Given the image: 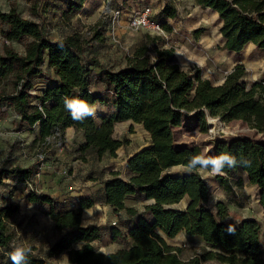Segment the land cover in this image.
I'll return each mask as SVG.
<instances>
[{"label": "trees", "instance_id": "obj_1", "mask_svg": "<svg viewBox=\"0 0 264 264\" xmlns=\"http://www.w3.org/2000/svg\"><path fill=\"white\" fill-rule=\"evenodd\" d=\"M197 1L202 8L218 13L225 50L240 52L249 44L264 49V0ZM85 2L69 0L67 17L82 11ZM168 15L174 16L175 9L170 8ZM0 24L10 43L26 41L23 54L8 45L0 52V81L10 79L14 88L8 95L0 94V105L7 103L13 108L19 116L18 126L26 125L30 130L37 127L43 145L56 132L62 136L73 128L83 137L79 145L83 159L90 154L116 157L124 144L114 136L117 124L132 122L150 135V145L127 160L125 178L112 171L102 182L105 205L116 212L124 211L134 221L127 232L116 226L110 229L113 242L127 240L129 247L106 254L94 250L91 243L100 241L103 232L98 225H82L84 211L95 205L83 198L71 210L51 207L48 216L59 238L44 257L31 251L27 264H53L50 260L57 254H66L69 264H264V144L250 137H235L217 141L205 155L199 146L177 147L174 133L184 117L194 115L203 131L210 116L226 124L242 122L264 135V78L249 88L246 68L237 64L221 85H215L203 79L199 70H183L176 62L174 48H166L164 39L149 33L127 58L125 68H103L97 58L86 55V42L80 35L50 41L41 26L25 19L16 7L8 12L0 10ZM164 27L168 25L164 23ZM97 68L101 71L95 72ZM35 79H41V84L33 96L30 89ZM98 87L102 93L95 91ZM65 98L80 99L91 106L99 104L107 110L99 121L94 116L73 120L64 106ZM222 153L248 161L233 168L226 166L223 173L242 170L259 188L262 224L255 219L230 223L223 202H217L215 210L208 206L210 192L198 172L200 168L189 170L188 164L196 155L215 157ZM178 166L184 173L171 172ZM35 175L32 166H2L0 185L5 178L23 185ZM216 180L226 191L231 190L225 176L217 175ZM137 195L150 201L144 206L148 219L127 205ZM27 198L53 206L52 199L42 194L29 193ZM184 199L188 200L185 210L172 208ZM18 210L13 205L0 207V264H12L9 222ZM181 232L199 237L208 250L182 259L181 249L168 243Z\"/></svg>", "mask_w": 264, "mask_h": 264}, {"label": "rangeland", "instance_id": "obj_2", "mask_svg": "<svg viewBox=\"0 0 264 264\" xmlns=\"http://www.w3.org/2000/svg\"><path fill=\"white\" fill-rule=\"evenodd\" d=\"M128 0H87L82 11L69 19L65 12L68 9L69 0H0V10L8 12L12 7L25 18L36 21L42 28L43 34L50 41H56L69 35L78 34L86 42V55L95 57L103 68L120 70L126 67L127 58L132 56L135 48L145 40L146 32H135L129 28V18L137 8V4L129 7L115 23L112 21V10H127ZM193 0H156L155 2L139 3L140 7L150 5L154 11V17L169 26L167 18L170 8L178 9L183 19L191 8ZM122 5V6H120ZM120 7V8H119ZM182 19V22L184 20ZM208 32L212 39H216L218 26L211 15L206 16ZM191 24V22H188ZM172 25L173 22H172ZM170 27V26H169ZM166 28V27H165ZM168 31L169 29L166 28ZM5 27L0 24V52L5 46L12 47L18 53L25 51L26 41L8 42L3 34ZM188 32V31H187ZM191 34V33H190ZM170 38V36H169ZM219 39V38H217ZM247 50L252 59L264 58V54H253V50ZM263 51V49H258ZM239 52L234 55H240ZM154 55V54H153ZM100 72L101 69H94ZM30 93L38 94L41 79L32 82ZM96 85L95 83L93 86ZM14 90L10 79L0 81V94L8 95ZM95 91L103 92L102 88ZM35 104L38 100L34 97ZM19 116L13 108L7 104L0 105V168L2 166L22 168H35V186L38 191L50 197L53 206L48 204L33 203L28 200L29 192L22 184L15 183L11 178H5L0 185V207L18 206L19 210L10 222L9 227L13 233V245H21L31 248V251L39 257H44L48 249L58 240L59 233L54 229L48 216L51 207L55 210L75 206V200L91 199L95 205L85 210L82 217V225H98L103 232L100 241L92 242L94 250L102 253H112L120 249H126L130 243L127 240H111L110 229L113 226L127 232L132 217L124 211L116 212L104 203L102 182L109 177L111 169L121 173L125 178L123 162L134 152L150 145V135L145 129L132 122L119 123L115 129V138L122 141L123 147L118 150L116 157L104 156L98 158L90 154L83 159L79 151L81 138L78 132L56 137L47 145L38 140V129H29L26 125L18 126ZM227 140L235 137H250L264 144V135L251 131L242 122L227 124ZM177 147L199 146L205 155H208L214 143L208 138L207 130L203 131L197 117H184L181 127L174 129ZM179 171V172H177ZM210 192L208 206L215 210L217 202H223L227 207V222L240 223L246 219H255L263 223V209L259 204V188L253 186L247 175L242 170H236L230 174H212L210 171L198 170ZM174 173H184V168H179ZM217 175L225 176L229 182L230 191H226L216 180ZM150 201L143 195H137L127 201V205L137 209L138 213L148 219L144 212V206ZM185 204V205H184ZM188 200L172 206L176 210H185ZM184 233V232H183ZM168 241L178 246L182 259H188L208 247L199 237H186V234ZM264 248V245H263ZM53 264H69L66 254H57L50 260ZM205 264H221L217 261H209Z\"/></svg>", "mask_w": 264, "mask_h": 264}, {"label": "crops", "instance_id": "obj_3", "mask_svg": "<svg viewBox=\"0 0 264 264\" xmlns=\"http://www.w3.org/2000/svg\"><path fill=\"white\" fill-rule=\"evenodd\" d=\"M155 1L156 0H128L126 3L128 5L126 6L127 10L124 11L125 10L124 9L125 6H124L122 9L121 17L126 12L130 13L131 10L129 9V7H133L135 4H137V8H134V12L142 8L140 7L139 3L142 2L152 3ZM177 8L175 9L174 16H170V15L167 16L169 20H172L174 25H172L171 21H167L170 26V27L168 26L170 38L167 41L165 40L164 43L166 48L167 47L174 48L176 62L183 70H186L190 73H194L196 70H199L203 79H208L215 85H221L224 82L226 76L233 71L234 67L237 64H242L245 66L247 71L245 81L249 88L254 83L263 80L264 58L252 59L251 55H249L250 53H248L247 50L249 48H252L250 50H253V54L262 55L264 54V49L263 51H259L257 50L256 46H254L253 44H249L242 51L238 53L240 55L236 56L234 55V53L236 52H229L224 48L225 39L223 38L221 33L222 21L220 20L218 13H216L215 11L209 8H202L197 0L192 1L191 8L186 12V17L184 19L183 17H181ZM208 14L211 15L212 19L216 22L218 26L217 37L215 40L212 39L210 33L208 32V28H210L208 23H206L207 22L206 16ZM182 19L184 20V22H182ZM188 22H191V24H188ZM106 110L107 109L104 106H101L99 104L95 105V115H94L95 119L99 121L100 116L105 114ZM74 132H76L75 129L69 128L66 130L65 134L70 135L73 134ZM79 137L81 138V142H83V137L80 133H79ZM131 156H129L123 162L124 170H126L127 160ZM179 168H181V166L171 169V172H175ZM110 171L112 172L115 170L111 169ZM79 201H80L79 199L74 201V203L76 204L75 206L73 205L70 208L66 207L60 210L65 211V210L74 209L79 205ZM133 225H134V221L131 220L130 226ZM182 233L183 232H181L176 238L180 237ZM186 237L191 238L188 235H186ZM170 245L174 247H178L173 244Z\"/></svg>", "mask_w": 264, "mask_h": 264}, {"label": "clouds", "instance_id": "obj_4", "mask_svg": "<svg viewBox=\"0 0 264 264\" xmlns=\"http://www.w3.org/2000/svg\"><path fill=\"white\" fill-rule=\"evenodd\" d=\"M64 106L66 110L70 112L73 120L82 121L88 116L95 115V106L89 105L86 101L65 98ZM240 165L248 164L246 160H237L236 157L222 153L215 157H206L202 155H196L191 158L188 164L189 170L196 169L199 166L201 171L210 170L212 174H223V169L227 166L233 168ZM231 231V229H229ZM31 252V248L17 245L14 247L8 255L12 264H27L28 255Z\"/></svg>", "mask_w": 264, "mask_h": 264}, {"label": "built area", "instance_id": "obj_5", "mask_svg": "<svg viewBox=\"0 0 264 264\" xmlns=\"http://www.w3.org/2000/svg\"><path fill=\"white\" fill-rule=\"evenodd\" d=\"M121 15L122 9L112 10V21L115 23ZM129 28L135 32L143 31L150 35L161 37L166 41L169 40L170 36L169 31L164 27V23L154 17V11L151 6H144L140 10L133 12L129 18ZM207 125V135L212 143L215 144L219 140H227L226 136L228 133L225 131V128H227L226 123L208 116ZM60 136L61 133L56 132L53 137L48 139V142ZM23 185L29 193L41 194L36 188L34 181H26Z\"/></svg>", "mask_w": 264, "mask_h": 264}, {"label": "water", "instance_id": "obj_6", "mask_svg": "<svg viewBox=\"0 0 264 264\" xmlns=\"http://www.w3.org/2000/svg\"><path fill=\"white\" fill-rule=\"evenodd\" d=\"M138 152H140V151H138ZM188 205V204H187ZM187 205H186V207H187Z\"/></svg>", "mask_w": 264, "mask_h": 264}, {"label": "bare ground", "instance_id": "obj_7", "mask_svg": "<svg viewBox=\"0 0 264 264\" xmlns=\"http://www.w3.org/2000/svg\"><path fill=\"white\" fill-rule=\"evenodd\" d=\"M185 205V204H184Z\"/></svg>", "mask_w": 264, "mask_h": 264}]
</instances>
